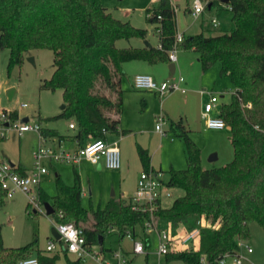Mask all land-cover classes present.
Listing matches in <instances>:
<instances>
[{"label": "trees", "instance_id": "obj_1", "mask_svg": "<svg viewBox=\"0 0 264 264\" xmlns=\"http://www.w3.org/2000/svg\"><path fill=\"white\" fill-rule=\"evenodd\" d=\"M216 1L230 11L231 28L214 34L201 31L185 35L178 46L195 50L203 70L219 61L220 74L233 83L230 101L222 103L218 110L229 126L231 160L204 167L201 148L179 117L169 119V130L184 141L186 166L170 167L164 181L170 187L182 188L183 194L169 206L156 201L150 211L147 205L133 208L130 196H112L103 206L86 207L77 169L73 167L71 183L56 174L55 193L49 195L40 188L39 198L42 202L51 201V215L56 222L69 221L82 228L85 245L90 249L98 244L101 235L99 250L105 255L108 248L104 237L112 231L120 238L128 233L133 238L140 237L149 246L144 225L152 220L157 227L161 223L169 225L173 233L199 228L198 250L171 249L165 254L166 260L218 264L223 253L237 251L239 240L249 237L251 221L264 228V0H211L207 5ZM146 18L156 23L158 44L118 47L117 39L145 38L147 29L115 17L101 0H0V50L9 49L11 69L27 51L51 49L54 69L40 86L62 90L64 107L56 116L74 120V136L80 143L93 137L106 140L107 132L127 131L119 127L124 108L123 63L169 61L168 50L178 32L175 7L170 0H159L158 6L146 9ZM11 115L17 117V111L11 109ZM40 119L38 116L36 121L39 123ZM56 132L40 126L43 136ZM136 149L142 169H153L148 149L139 143ZM18 166L20 172H25ZM5 196L0 187V206ZM203 217L205 224L201 225ZM35 247L36 240L18 246L4 245L0 222V264H17L32 256ZM61 250L67 264H83L81 257L71 258L66 249ZM35 256L38 264H55L58 255H46L37 248Z\"/></svg>", "mask_w": 264, "mask_h": 264}, {"label": "rangeland", "instance_id": "obj_2", "mask_svg": "<svg viewBox=\"0 0 264 264\" xmlns=\"http://www.w3.org/2000/svg\"><path fill=\"white\" fill-rule=\"evenodd\" d=\"M101 1L108 11H110L115 17L122 20H128L134 26L147 29L145 38L133 36L130 38L117 39L116 45L118 47H139L144 45L145 39H147L152 45L158 44V36L155 29L156 23L147 20L146 9L158 6L159 0ZM170 1L176 10L179 31L185 30L186 33L189 34L190 32L193 34L198 33V31L201 30V22L203 23V30L201 31L205 34L220 33L224 30H228L232 26L230 11L217 1L213 3L211 9H208V5L206 4V9L197 16L192 15L191 12L186 10L187 6L188 8L191 6L192 0ZM212 17H215L219 21L217 26L212 24ZM176 51L179 55L177 67L174 72L167 74L170 75L167 79L173 77L178 78V76L181 75L185 81H189L190 83L193 82V86L196 87L195 91L192 92L188 89L185 93H182L180 89H174L162 94L158 92L156 95L152 94L153 98L151 97L148 104L144 103L142 99L134 98L133 102L132 100L129 102V107L131 109V107L134 106V102L138 103L136 104V108L142 113L140 126L143 128V131L145 132L144 134L149 138L148 142L154 139L155 127L156 124H159L160 127L166 131L165 135L168 140L169 137L172 136L175 139H179L180 143H183L184 141L182 138L173 136L169 130V120L166 122L163 121L164 119L160 117V114H165L163 109H165V106L167 107V103H173L172 107L176 108L181 104L182 99L187 96L188 101L185 102V106L188 110L190 108V117L188 121L184 117L186 120L184 121L187 126L191 129L193 128L190 135L201 148L202 165L204 167H211L224 164L231 160L233 156L230 140L224 135L216 134L213 130L207 131L203 129L201 126L202 121L205 123L203 105L204 98L208 97L209 91H213L217 95H220V93H222L220 92L221 89H224V92L220 99L224 103L229 102L231 93L234 90L233 83L228 76H222L220 74L219 61L214 62L207 69L203 70L198 60V53L195 50L178 46ZM29 56H33V60L29 59ZM8 57L9 49H1L0 109H15L21 116L29 115L33 120H37L39 116L41 117L39 125L42 128H54L59 134H64V136L68 133L75 132L74 129L68 127V122L71 118L56 116L62 111V90H51L40 86L41 81L44 78H48L54 69L52 50L48 48H35L27 51L24 54L22 61L15 64L11 69H8ZM131 77L132 73L127 71L122 76V80L124 81L128 79L127 81H129ZM9 87L15 88L11 97H9L6 91ZM202 89H205L207 92L204 94ZM134 91L135 93L133 94V97L143 90ZM125 92L127 91L125 90ZM23 102L27 103L26 106H22ZM152 111H155L156 115L154 114V116L152 115L151 117L150 112ZM177 113L178 111L172 113L174 115H170L171 118H177ZM216 114V110L210 112L211 116H216ZM45 139L43 140L44 145L50 146ZM41 140L42 137L39 131L28 130L20 136H17L14 133L9 134L0 141V155L15 163H22L25 166H29L33 161L32 152ZM165 142L168 145V142ZM55 143L56 145H52V148L54 149L72 150L68 149L58 141H55ZM211 153L217 154L215 159H209ZM153 162L156 168H161V173L163 172L162 178L164 179L167 178V170L171 165L174 168H184L186 166V161L182 144L180 147H176L172 152L164 146L161 152L155 153ZM43 163L47 166L48 172L42 175L40 186H42L49 195L54 194L56 190L55 173H61V177L69 183L73 181V165L75 163L49 160L48 158H44ZM79 166L82 171L83 184L87 185V187L91 184L92 189L94 190L92 197L85 196L83 198V203L86 207H89L91 204L92 207L96 208L99 204V200L103 202L112 191V186L105 189V181L107 182L110 179L111 172L105 168L93 170L84 161L79 163ZM177 192H181V190L173 189L172 195L164 199V204L167 205L172 202L176 197ZM48 216L52 217L53 221H55L53 215H47L42 209L34 212L32 207L31 210H28V196L23 191L16 190L12 194L6 195L3 204L0 206L3 244L6 246H18L37 239L36 245L40 247L43 246V251H45V246L49 240V238L46 237L45 231H47L46 233L49 234V236H52L50 228L54 225V222H52ZM138 230L141 232L140 227H138ZM145 231L148 232L146 228ZM153 232L151 233V245L145 247V251L142 253H134V260L131 261V264L165 263V254L159 257L156 253L158 240ZM249 233L248 238L241 239L238 248V253L243 256L242 264H264V228L257 221H251L249 223ZM118 238V234L114 231L108 233L104 237V245L109 248L106 252L113 249L118 250V257H116L114 253L107 255V258L114 263L117 262V259L121 258L122 248L128 249L132 247L134 239L127 234L120 241ZM54 240L56 247L49 251L53 252L55 249H60L59 251L63 254V251L61 250L62 242L60 239L58 240L54 238ZM175 245L176 247H180L178 240ZM245 245H250L252 250L248 252ZM92 248L99 249V245H93ZM146 253L148 254L147 258H145ZM66 254L68 256L76 257L75 253L69 251H67ZM82 261L85 264H96L95 258L90 255L85 256ZM177 263L181 264L183 262L180 261Z\"/></svg>", "mask_w": 264, "mask_h": 264}, {"label": "built area", "instance_id": "obj_3", "mask_svg": "<svg viewBox=\"0 0 264 264\" xmlns=\"http://www.w3.org/2000/svg\"><path fill=\"white\" fill-rule=\"evenodd\" d=\"M210 0H192L190 12L192 15H199L204 9L205 5ZM213 25L217 26L219 21L211 18ZM184 35L177 32L176 39L172 48L168 50L169 61L176 60V49L178 44L183 40ZM183 80L181 75L176 79H164L157 82L150 74L139 72L133 77V84L136 88L152 89L160 94L174 89H184L180 82ZM206 91V90H202ZM207 92V91H206ZM208 97L204 101L203 115L205 117V124L210 128L221 129L226 124L221 116L218 114L219 108H216L219 96L213 92H208ZM26 102L22 106H26ZM217 110L216 116H211L210 112ZM26 121L21 120V115L17 112V117H12L11 109H0V138H5L7 135L14 133L17 136L22 135L25 131L33 130L39 131L40 125L36 120H33L29 115ZM70 127H74V123H69ZM156 128L160 129V125L156 124ZM161 130V129H160ZM41 134V133H40ZM42 140L38 146L33 150V161L31 168L28 171L20 172L17 165L10 159L0 157V187L5 190L6 195L12 194L16 190L23 191L28 196V210L45 211L43 202L39 198V185L43 174L48 172L47 166L43 163L44 158L56 161H66L77 163L81 159H87L92 163L103 162L107 168H119L121 164V153L116 142H108L102 137H93L84 144L80 145L75 150L54 149L46 146L43 143L45 136L41 135ZM172 195L169 186L162 178V173L157 169H142L137 177L136 186L129 195L133 201V208H139L142 205H147L149 210L154 209L156 201H159L162 196L170 197ZM61 215V212L59 213ZM153 217V216H152ZM204 225L203 218L200 221ZM54 226L60 234V240L63 242L62 248L69 252L75 253L76 256L83 259L90 255L99 261V264H128L125 259L112 262L104 256L99 249L89 248L85 245V237L82 228L76 226L73 222L54 221ZM146 230H155L158 234V243L156 253L158 256L166 254L169 250L177 248L175 243L188 244L194 250L199 248L200 231L199 228L188 230L184 235L174 234L169 225L165 227H157L151 221L145 222ZM127 235H130L129 233ZM239 240V244H240ZM56 247L54 238L48 240L45 249L52 250ZM248 252L252 250L250 245H245ZM132 251L135 253H142L145 251L144 242L140 238L133 239ZM203 261V258H201ZM243 256L235 252H225L218 259V264H242ZM17 264H38L36 256H28L22 258Z\"/></svg>", "mask_w": 264, "mask_h": 264}, {"label": "crops", "instance_id": "obj_4", "mask_svg": "<svg viewBox=\"0 0 264 264\" xmlns=\"http://www.w3.org/2000/svg\"><path fill=\"white\" fill-rule=\"evenodd\" d=\"M212 6H213V4H209L207 6V8L211 9ZM190 7L189 8H188V6L186 7V10L189 11V12H190ZM176 22H177V17H176ZM202 27H203V23L201 22L200 23V29L201 30H203ZM177 30H178V32H181L184 36L186 34H189V33H186L185 30L179 31L178 23H177ZM201 30H199L198 32H201ZM190 34H193V33L190 32ZM142 46H144V45H142ZM142 46H139V47H142ZM190 49H192V48H190ZM178 60H179V55L177 54V51H176V60L174 61L175 62V69L177 67ZM168 62L169 61H167V62L160 61V62H156V63H148V62H146L144 60H129V61H126V62L123 63L124 73H126L127 71H130V73H132V77L129 79V81H127L128 79L124 80V81L121 79V86L123 88V105H124V108H123V111L121 112V114L119 116V120H120L119 127L122 128V129H126L127 131L125 133H120V134H118V133H109V132L106 133V141H108V142H116V144L118 145V147L120 149V153H121V164H120V167L119 168H115V169L107 168L104 165L103 162L92 163V162H90L87 159H83V160L81 159L82 161L86 162V164L89 167H91L93 170H98V169H101V168H105V169H107V170H109L111 172L110 179L107 182L105 181V189L106 188L108 189L110 186H112V191L113 192L111 191V193L105 198V200L103 202H101V200H99V204L102 205V206L108 201V199L110 197H112V196L113 197L129 196L132 193V191L134 190V188L136 186L137 177L139 175V172L142 170V163H141V160L139 158V155H138L137 149H136L137 143H139L141 146H143V147L148 149V151L150 153V164H151L153 169H157V170L162 171L160 167L159 168L155 167L153 161H154L155 153L156 152H161L162 148L164 146H165V148L171 150V152H172V151L175 150L176 147H180L181 144H182V149H183V152H184V155H185V161H186V151H185L184 142L180 143L179 139H175L172 136L169 137V140H170L169 141L167 139L166 135H165L166 131L163 130L162 128H160L161 130L160 129H156V127H155V131H154L155 132L154 139L151 140L150 142H148L149 138L144 134L145 132L143 131V128H141V126H140V124H141V116H142L141 114L142 113H140L139 109L136 108V104H138V103L134 102L133 103L134 106H132L131 109L129 107V102L131 100L133 102L134 98L142 99L144 103L148 104L149 100L151 99V97L153 98L152 94L156 95V93H158L157 91L152 90V89L136 88L134 86V84H133L134 75L136 73H139V72L148 73L157 82L162 81L164 79H167L170 76V75H167V74H170V72H171L167 68ZM165 76H167V77H165ZM171 79H176V78L173 77ZM192 83H190L189 81H185V79H183L180 82V85L184 89H180V91L182 93H185L188 89H190L192 92H194L196 87H194ZM125 90L127 92H125ZM134 90H143V91H140L136 96L134 95V97H133V94L135 93ZM202 90H205V89H202ZM152 92H154V93H152ZM205 92L206 91H203L204 94H205ZM220 92H222V93H220V95H218L219 99H218V103L216 105V108H218V105H221L222 103H224L220 99V97L223 96L224 89H221ZM129 97H130V100H129ZM206 99L207 98H204V101ZM187 101H188V97L185 96V98L182 99L181 104L179 106H177L176 108L172 107L173 103H170V102L167 103L166 104L167 107L165 106V109H163L165 114L164 113L160 114V117L162 119H164L163 121L166 122L167 120L171 119L170 115H174L172 113H174V112L176 113V111H178L177 118H172V119H178L179 117H182L184 120L186 118L187 121H188V119L190 117V108L188 110V108L185 106V102H187ZM200 110H201V107H200ZM150 114H151V117H152V115L154 116V114L156 115L155 111L150 112ZM73 121L74 120L72 118H71V120H69L68 127L75 130V127H70L69 126V123L73 122ZM201 126L203 127L204 130H207V131L213 130V131L216 132V134L224 135L227 138H229L230 130H229V126H227V125H225L221 129L210 128V127L206 126L204 121H202ZM194 127L197 128L196 126H194ZM191 131H193V128L191 129ZM74 134H75V132H71V133H68V134H66L64 136V134L61 135L58 132H56V134L45 136L46 139L45 138L44 139L48 141V144L50 145V147H52V145L53 146L56 145L55 141H58L59 143L65 145L68 149L75 150L80 145L84 144L87 140H85L83 143H80L75 138ZM165 141L168 142V145H167V143ZM216 156H217V154H216ZM0 157H4V156L0 155ZM81 162H79V163H81ZM13 163H15V162H13ZM79 163L78 162L75 163L73 165V167H75L77 169V171L79 173V176H80L81 189H82L81 195H82V203H83V198L85 196H88V197L91 196L92 197L93 193H94V190L92 189L91 184H90L89 187H87V185L83 184L82 171H81V167L79 166ZM15 164L17 166L19 165L18 167L23 168L25 171H28L31 168V165H32V163L29 166H25L22 163H19V164L15 163ZM170 167H173V166L171 165ZM56 174H58V173H55V175ZM59 174L61 175V173H59ZM162 174H163V172H162ZM164 180H166V179H164ZM67 183H69V182H67ZM40 188H42V186L39 185V189ZM179 188L180 187H175V186L169 187L171 193H172L173 189L181 190V192H177L176 196H179V195L183 194V189L182 188L179 189ZM101 190H103V189H101ZM165 198H168V197L162 196L161 199L159 200V202H160V204L162 206H169L171 204V202L169 204H167V205L164 204V199ZM49 202H51V201L49 200ZM83 205H84V203H83ZM47 215H49V214H47ZM49 219L52 222H54L52 217H49ZM203 222L205 223L204 217H203ZM165 226H166V224L161 223L160 227H165ZM187 231L188 230H180V231H178L177 233H174V234L184 235ZM46 232L47 231H45V234H46L47 238H49V239L54 238L53 236H49V234H47ZM152 232L154 233V235L157 237V240H158L157 232L155 230H152ZM152 232L151 231L147 232V234L149 236V246L151 245V233ZM123 237H121V238L119 237L118 240L119 241L122 240ZM135 238H140V237H135ZM140 239H142V238H140ZM36 241H37V239H36ZM199 242H200V240H199ZM189 244H190V240H189L188 244H185V243L182 244L180 242L179 243L180 247H177V248H174V249H179V248H184V247H191V246H189ZM144 245H145V242H144ZM149 246L145 245V247H149ZM42 247L43 246L40 247V246L36 245V247L33 248V250L31 251V255L35 256L36 255V249L38 248V249H41V251L44 254H46V255L57 254L58 256H57V259L55 261V264H67L66 258H65V254L64 253L61 254V251H59L60 249H55V250H53V252H51V251L46 250V249H45V251H43L44 249ZM121 248H122V246H121ZM112 253H114V255H116V257H118V250H115V249L110 250L109 252H105L104 256L107 257V255H111ZM134 253L135 252L132 251V247L128 248V249L127 248L126 249L122 248V250H121V258L117 259V261H121V260L125 259L126 263L131 264V261L134 260V256L133 255L138 254V253H135V254ZM147 256H148V254L146 253L145 258H147ZM69 257L75 258V257H72V256H69ZM95 260H96V264H97V262L99 264V261H97L96 258H95ZM180 261L183 262L181 264H188V263H186V262H184L183 260H180V259L166 260V258H165V263H163V264L177 263V262H180ZM83 264H85V263H83ZM160 264H162V263H160Z\"/></svg>", "mask_w": 264, "mask_h": 264}, {"label": "water", "instance_id": "obj_5", "mask_svg": "<svg viewBox=\"0 0 264 264\" xmlns=\"http://www.w3.org/2000/svg\"><path fill=\"white\" fill-rule=\"evenodd\" d=\"M222 2H227V0H221ZM144 45H148L150 46V42L145 39L144 40ZM29 59L33 60V56H29ZM168 68L171 72H174L175 71V62L174 61H169L168 62ZM15 88L14 87H9L7 88V94L9 95V97L12 96L13 92H14ZM61 107L63 108L64 107V103H62ZM220 107V105H218V108ZM28 119V116L27 115H24L21 117V120L22 121H26ZM210 159H215L216 158V154L215 153H211V155L209 156ZM113 192V191H112ZM43 205H44V209H45V213L46 214H51L53 211H54V208H53V205L49 202V201H44L43 202ZM50 231H51V234L54 238L56 239H60V234L59 232L57 231V229L55 228V226L53 225L51 228H50ZM102 236L101 235H98V245H99V248L102 249Z\"/></svg>", "mask_w": 264, "mask_h": 264}]
</instances>
